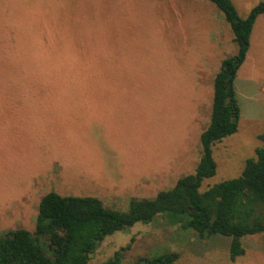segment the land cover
<instances>
[{
  "label": "rangeland",
  "instance_id": "obj_1",
  "mask_svg": "<svg viewBox=\"0 0 264 264\" xmlns=\"http://www.w3.org/2000/svg\"><path fill=\"white\" fill-rule=\"evenodd\" d=\"M231 1L241 19L264 2ZM257 33L235 82L238 132L213 146L217 172L201 192L238 178L262 146ZM237 50L208 0H0V233L34 232L51 191L126 211L132 198H154L194 174L215 76ZM230 242L159 217L107 237L89 264L124 248L121 264L165 252L178 255L174 264H264V234L246 237L235 262Z\"/></svg>",
  "mask_w": 264,
  "mask_h": 264
},
{
  "label": "trees",
  "instance_id": "obj_2",
  "mask_svg": "<svg viewBox=\"0 0 264 264\" xmlns=\"http://www.w3.org/2000/svg\"><path fill=\"white\" fill-rule=\"evenodd\" d=\"M208 1L224 14L238 50L221 62L215 76L210 124L200 137L201 157L195 173L154 198H132L126 211L107 207L98 197L61 196L51 191L40 201L34 232L0 233V264H89L107 237L159 217L193 230L201 239L229 238L232 262L244 256L246 237L264 234V134L258 137L262 146L246 160L238 178L201 192L203 182L217 172L213 146L238 132L241 107L235 82L246 61L255 22L264 14V2L241 19L231 0ZM126 249L102 264H121ZM177 259V254L165 252L149 261L174 264Z\"/></svg>",
  "mask_w": 264,
  "mask_h": 264
},
{
  "label": "crops",
  "instance_id": "obj_3",
  "mask_svg": "<svg viewBox=\"0 0 264 264\" xmlns=\"http://www.w3.org/2000/svg\"><path fill=\"white\" fill-rule=\"evenodd\" d=\"M261 19L264 20V14L260 15V16L257 18L256 22H255V25H254V27H253V31H252V34H251V38H250V47H249V51H248V52H250V49H251V41H252V37L259 35L258 33L256 34V32H257L258 30H259V33H262V32L264 31L262 26H261L260 28H257V26H258V22H259ZM255 34H256V35H255ZM258 37H259V36H258ZM258 37H256L254 40L256 41V39H257ZM247 55H248V53H247ZM247 57H248V56H247ZM246 59H247V58H246ZM263 83H264V82H263ZM263 87H264V85H263ZM263 87L261 88L262 91H263ZM236 95H237V93H236ZM100 199H101V198H100Z\"/></svg>",
  "mask_w": 264,
  "mask_h": 264
},
{
  "label": "flooded vegetation",
  "instance_id": "obj_4",
  "mask_svg": "<svg viewBox=\"0 0 264 264\" xmlns=\"http://www.w3.org/2000/svg\"><path fill=\"white\" fill-rule=\"evenodd\" d=\"M136 264H150V261L147 258H141L136 262Z\"/></svg>",
  "mask_w": 264,
  "mask_h": 264
}]
</instances>
